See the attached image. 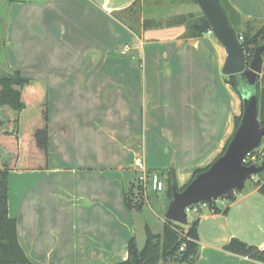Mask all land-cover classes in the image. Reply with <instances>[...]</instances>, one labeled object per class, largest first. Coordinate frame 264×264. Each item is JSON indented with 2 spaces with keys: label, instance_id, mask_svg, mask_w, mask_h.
<instances>
[{
  "label": "crops",
  "instance_id": "obj_1",
  "mask_svg": "<svg viewBox=\"0 0 264 264\" xmlns=\"http://www.w3.org/2000/svg\"><path fill=\"white\" fill-rule=\"evenodd\" d=\"M135 1L9 3V67L47 85L49 167L8 175L9 216L35 264L126 260L136 241L125 199L133 183L153 172L165 181L162 171L174 168L184 187L221 154L242 114L230 115L233 98L242 97L224 81L227 50L219 40L185 38L184 26L138 38L112 14ZM229 2L243 17L264 19V0ZM150 8L165 18L193 11L170 1ZM256 181L235 191L234 201H220L226 212L201 209L200 222L211 221L213 231L220 220L222 232L205 238L199 229L194 264H260L223 250L232 237L264 249V196Z\"/></svg>",
  "mask_w": 264,
  "mask_h": 264
},
{
  "label": "trees",
  "instance_id": "obj_2",
  "mask_svg": "<svg viewBox=\"0 0 264 264\" xmlns=\"http://www.w3.org/2000/svg\"><path fill=\"white\" fill-rule=\"evenodd\" d=\"M164 1H170L176 5L198 4L197 0H152L151 2L136 0L131 6L113 11L112 14L138 38L144 31L150 29L177 26L185 27V38L199 37L204 34H198L194 26L200 24L205 18L203 11L201 18H198L195 11L173 14L166 18L152 15L150 7L162 5ZM219 2L238 38L243 37L240 40L242 52L246 64L249 65L255 48L264 44V19L243 17L233 8L229 0H219ZM224 81L233 86L241 97L243 96L242 89H250L257 96L258 118L260 126H263L264 71L253 86H249L244 78H239L237 75H225ZM0 118V264H35L28 258L19 242L17 220L9 216L8 175L12 170H44L49 167L47 85L36 78L22 76L19 70L11 68L0 70ZM241 119L242 114L235 117L234 133ZM233 135L219 156L224 154ZM261 145L264 146V136L261 143L250 152L258 153L259 165L264 162V147ZM210 165L198 168L190 182L198 174L208 170ZM149 172L151 173V171ZM162 174L166 175L165 181L163 180L165 182L164 189L166 187V193L169 202H171L173 198L172 186L177 185L174 168L163 170ZM248 179L253 180V177ZM137 181L138 183L136 181L133 183L129 193H126V204L131 210L135 208L141 210L147 198L148 182L144 184L139 178ZM187 185L178 188V190H184ZM255 185L259 187V192L264 196V172L257 175ZM150 187L152 189L151 185ZM223 198L234 201L235 191ZM208 208L214 213H222L227 210L217 204L215 200L208 204ZM199 212L201 213V210ZM199 224L200 218L198 217L190 223L186 230L183 225L165 219L164 230L161 234L153 233L146 226L144 246L141 249L138 248L135 239L132 238L128 246V258L115 264H161L167 260L186 261L194 264L199 256ZM182 246H184V250H181ZM223 250L264 264V249L240 238L232 237L223 246Z\"/></svg>",
  "mask_w": 264,
  "mask_h": 264
},
{
  "label": "water",
  "instance_id": "obj_3",
  "mask_svg": "<svg viewBox=\"0 0 264 264\" xmlns=\"http://www.w3.org/2000/svg\"><path fill=\"white\" fill-rule=\"evenodd\" d=\"M205 18L195 24L198 34L211 31L227 50L223 66L224 75H237L244 78L249 86L255 85L264 71V44L257 46L249 65L246 64L241 42L230 25L219 0H197ZM243 98L241 122L229 142L224 154L219 156L208 170L198 174L182 191L172 186L173 198L168 206L166 218L188 225L186 209L197 202L211 204L214 200L229 196L232 191L241 190L249 177L264 172L261 165L244 163L247 154L256 148L264 136V125L260 126L258 99L250 89Z\"/></svg>",
  "mask_w": 264,
  "mask_h": 264
},
{
  "label": "rangeland",
  "instance_id": "obj_4",
  "mask_svg": "<svg viewBox=\"0 0 264 264\" xmlns=\"http://www.w3.org/2000/svg\"><path fill=\"white\" fill-rule=\"evenodd\" d=\"M13 1H18V0H13ZM10 2H12V0H0V70L10 68L9 62L7 59V53H6L7 51L5 47V41H4ZM192 9L198 14V18H201L202 10L200 9L199 5L196 3H193ZM204 34L210 37H216L214 33L212 32L209 33V31L205 32ZM151 37H160V31H158L157 29L149 30V32H147L146 39H150ZM242 91H243L244 96L248 95V91L246 89H242ZM241 109H242V101L240 103V99L233 98L232 105H231V113H230L232 118L235 117L237 114H239L241 112ZM0 121H1V118H0ZM253 177L257 178V176H253ZM161 178L162 180H164L162 176ZM250 181H251L250 179L246 180L245 187L250 185L251 183ZM150 185H151L150 180H148V188L146 189V196H147L146 200L147 201L145 203L143 210H138L137 208H135L133 212V221H134V226L136 230V244L138 245L140 249L145 244L146 226L148 225L150 230L153 233L161 234L164 230L165 219H167L166 212L168 208H165L164 206L161 205V201L163 200V196L165 194L164 190L166 191V189H163V192L161 191V192L156 193L155 191L151 189ZM164 185H165V182H164ZM221 200H223L224 202H227L228 199L221 198L215 201L217 202V204H219ZM202 213L210 214L209 208L202 207ZM200 215H201L200 212H190L188 214L189 223L193 222L196 218L200 217ZM219 222H222V221L218 220L217 226H215L214 230L212 231L210 230V227L212 224L211 221L209 222L204 219H201V222L199 224L200 225L199 229H200V232L203 234V237L209 238V237L216 235L217 233L220 234L222 231L220 230ZM230 223H231V218H230L229 224ZM183 226L185 227V225ZM162 264H186V263L176 261V260H167V261H164Z\"/></svg>",
  "mask_w": 264,
  "mask_h": 264
},
{
  "label": "built area",
  "instance_id": "obj_5",
  "mask_svg": "<svg viewBox=\"0 0 264 264\" xmlns=\"http://www.w3.org/2000/svg\"><path fill=\"white\" fill-rule=\"evenodd\" d=\"M210 32L211 31H209V33ZM242 39H243V37L240 36L239 40H242ZM250 152L245 157L244 163L247 165H252V164L259 165L260 162L258 161V153H250ZM139 179L144 184H146L148 182V180H150L152 189L154 191L161 192L164 189V182H163L161 176L157 172H153L149 176L146 173H144L139 177ZM202 207H208V203L207 202H197V203L190 205L186 209L187 214H189L190 212H199L202 209ZM181 250H184V246L181 247Z\"/></svg>",
  "mask_w": 264,
  "mask_h": 264
}]
</instances>
